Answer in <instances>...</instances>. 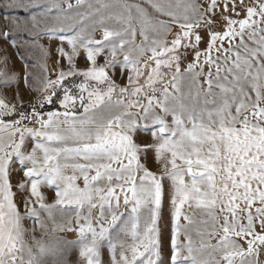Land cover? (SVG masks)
I'll list each match as a JSON object with an SVG mask.
<instances>
[{"label":"snow or ice","instance_id":"snow-or-ice-1","mask_svg":"<svg viewBox=\"0 0 264 264\" xmlns=\"http://www.w3.org/2000/svg\"><path fill=\"white\" fill-rule=\"evenodd\" d=\"M6 7V45L59 43L34 101L0 94V264H264V0ZM43 214L74 239L29 243Z\"/></svg>","mask_w":264,"mask_h":264},{"label":"rangeland","instance_id":"rangeland-1","mask_svg":"<svg viewBox=\"0 0 264 264\" xmlns=\"http://www.w3.org/2000/svg\"><path fill=\"white\" fill-rule=\"evenodd\" d=\"M11 0H4L5 7L9 4ZM27 2V0H25ZM130 3L139 2V0H128ZM23 9H11L6 7L5 14H0V27L4 26L7 23L6 17H13V16H24ZM137 43L140 42V38L137 37ZM42 44L45 49L48 50V55L45 56L44 53L38 48L33 47L29 42L25 40L23 36L17 38V48H13L10 45H6L4 41L0 40V71L6 72L9 76L12 74H16L17 82L12 83L10 87H5L3 84H0V94L5 95L7 98L12 99L17 92H19L20 96L22 97V103L27 106L30 101H34L36 99L37 93H34L31 90V87L37 86L38 79L42 78L46 73L44 71V66H47V73H51V69L53 68L54 59H58L55 55V49L58 45V41L56 44H51L46 38L42 39L38 42ZM7 56V62H4V57ZM64 67L67 69V62L64 61ZM25 64L27 67L25 68ZM85 61L81 58L79 60V67L83 68ZM111 71V70H110ZM25 75L29 77L28 85H25ZM116 80L119 82L121 80L120 72H116ZM185 91H187V87H185ZM17 105L19 106L20 101H16ZM82 112V109H81ZM152 170L157 171L155 164H152ZM166 187L168 182L165 181ZM49 200L48 202H53L54 199V192H47ZM167 201V197H166ZM168 205L166 202L165 205V212L167 213ZM21 212L23 213V208H21ZM53 216L57 223L63 222V217L61 214L54 210ZM41 221H43L47 225V230H42L39 226V223L36 222L34 219H27L23 222L24 228L27 230L26 240L29 243H32V236L34 235L37 240H43L45 243H50L54 236L64 237L65 239L72 240L74 239V234L72 233H55L51 232L52 221H49L47 218V214H43L41 216ZM33 229L35 230L33 232ZM193 238L197 240L198 237L195 236L193 232ZM181 241H183V237H181ZM70 260H75L77 257L70 256ZM107 259V256H105ZM264 259V257H262ZM51 264V261H49Z\"/></svg>","mask_w":264,"mask_h":264},{"label":"trees","instance_id":"trees-1","mask_svg":"<svg viewBox=\"0 0 264 264\" xmlns=\"http://www.w3.org/2000/svg\"><path fill=\"white\" fill-rule=\"evenodd\" d=\"M6 7L4 4V0H0V14H5ZM81 78H77V82H79Z\"/></svg>","mask_w":264,"mask_h":264},{"label":"crops","instance_id":"crops-1","mask_svg":"<svg viewBox=\"0 0 264 264\" xmlns=\"http://www.w3.org/2000/svg\"><path fill=\"white\" fill-rule=\"evenodd\" d=\"M50 69H51V70H50L51 72L54 70L53 68H50ZM65 70H67V69H65Z\"/></svg>","mask_w":264,"mask_h":264}]
</instances>
